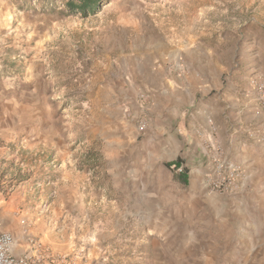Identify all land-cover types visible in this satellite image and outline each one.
<instances>
[{
	"label": "rangeland",
	"instance_id": "1",
	"mask_svg": "<svg viewBox=\"0 0 264 264\" xmlns=\"http://www.w3.org/2000/svg\"><path fill=\"white\" fill-rule=\"evenodd\" d=\"M192 81L185 118L208 108V156L190 173L171 162L181 187L157 191L155 170L127 157L151 143L119 147L111 121L149 84ZM217 156L240 168L231 189L208 187L227 173ZM3 204L1 229L51 264H264V0H105L87 15L0 0Z\"/></svg>",
	"mask_w": 264,
	"mask_h": 264
},
{
	"label": "crops",
	"instance_id": "2",
	"mask_svg": "<svg viewBox=\"0 0 264 264\" xmlns=\"http://www.w3.org/2000/svg\"><path fill=\"white\" fill-rule=\"evenodd\" d=\"M196 76L200 78L202 73L197 72ZM149 85L151 86L150 90H146L148 97L142 101L139 99V102L133 99L127 102L128 106H123V112L118 113L111 121L110 131L119 147L129 140H136L139 136L150 142L151 149H140L127 153L131 168H134L133 170L136 172L135 168L143 165L145 169L155 170L152 188L157 191L165 189V184H176V189H179L181 183L171 180L172 172L169 167L171 164H175L177 159L180 160V164H184L189 173L201 165L205 160L204 158L208 156L203 144V141L205 143L204 138L209 140L216 127L206 122L205 118L209 116V110L203 104L196 112V114L202 115L200 120L192 122L189 118H185L188 111L185 109L186 98H190L192 93L190 87L197 86L196 84L193 86V81L187 83L182 92L177 85H164L160 89L153 87L152 84ZM135 108H139L141 111L138 112ZM138 116L145 120L143 127L138 124ZM234 140L232 136L228 140V147L231 152L239 149L238 143ZM160 147L165 150H159ZM121 150L116 152V157L120 162L124 157V152ZM239 150L241 151L239 156L243 162V148ZM249 157L252 158L251 155ZM135 174H133L134 177ZM193 180L190 177L189 186L195 184L192 182ZM142 187L143 190H146L148 186L142 184ZM179 196H183V193L181 192ZM0 210L4 211L3 215L10 213L6 204L1 205ZM31 247L28 237L22 238V241L18 243L14 239L11 253L20 256L27 252L30 253ZM53 253L52 255H54ZM52 261L54 259L47 260L46 264H51Z\"/></svg>",
	"mask_w": 264,
	"mask_h": 264
},
{
	"label": "built area",
	"instance_id": "3",
	"mask_svg": "<svg viewBox=\"0 0 264 264\" xmlns=\"http://www.w3.org/2000/svg\"><path fill=\"white\" fill-rule=\"evenodd\" d=\"M144 97L146 96L141 94V98ZM140 126L143 127L144 124L142 123ZM214 161L217 162L219 170H226L227 173L221 179L210 180L208 187L216 191L231 189V185L234 184L240 174V168L234 164H223L219 156L214 158ZM177 169L178 171H182V166H178ZM30 243L32 246L30 253L27 252L20 256L13 255L11 249L14 244V237L10 232L2 230L0 227V264H46L49 255L45 253V247H42L34 239H30ZM58 259L63 260L60 256Z\"/></svg>",
	"mask_w": 264,
	"mask_h": 264
},
{
	"label": "trees",
	"instance_id": "4",
	"mask_svg": "<svg viewBox=\"0 0 264 264\" xmlns=\"http://www.w3.org/2000/svg\"><path fill=\"white\" fill-rule=\"evenodd\" d=\"M105 0H65L66 6L68 9L73 10V12H78L81 13L83 15H87L88 13L94 11L95 9H99L100 4H102V2H104ZM95 149H90L88 151L89 154L92 153L94 154ZM95 157H92L94 159H98V157L100 156L99 154L95 153ZM180 164V160L177 159L175 161V165H179ZM178 179L183 182L186 183L187 182V173H180Z\"/></svg>",
	"mask_w": 264,
	"mask_h": 264
}]
</instances>
